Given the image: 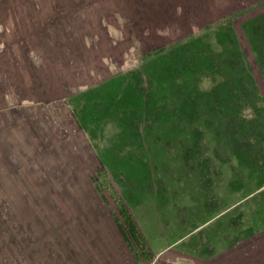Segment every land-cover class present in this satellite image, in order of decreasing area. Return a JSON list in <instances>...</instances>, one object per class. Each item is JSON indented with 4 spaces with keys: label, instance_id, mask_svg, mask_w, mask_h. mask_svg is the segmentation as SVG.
Here are the masks:
<instances>
[{
    "label": "rangeland",
    "instance_id": "rangeland-1",
    "mask_svg": "<svg viewBox=\"0 0 264 264\" xmlns=\"http://www.w3.org/2000/svg\"><path fill=\"white\" fill-rule=\"evenodd\" d=\"M0 246L264 264V0H0Z\"/></svg>",
    "mask_w": 264,
    "mask_h": 264
},
{
    "label": "crops",
    "instance_id": "crops-1",
    "mask_svg": "<svg viewBox=\"0 0 264 264\" xmlns=\"http://www.w3.org/2000/svg\"><path fill=\"white\" fill-rule=\"evenodd\" d=\"M0 264H13L12 256L0 246Z\"/></svg>",
    "mask_w": 264,
    "mask_h": 264
},
{
    "label": "flooded vegetation",
    "instance_id": "flooded-vegetation-1",
    "mask_svg": "<svg viewBox=\"0 0 264 264\" xmlns=\"http://www.w3.org/2000/svg\"><path fill=\"white\" fill-rule=\"evenodd\" d=\"M184 264H188V263H184Z\"/></svg>",
    "mask_w": 264,
    "mask_h": 264
}]
</instances>
